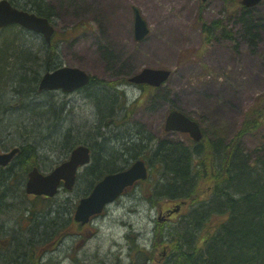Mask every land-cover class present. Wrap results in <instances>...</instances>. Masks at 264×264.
<instances>
[{
    "label": "rangeland",
    "instance_id": "374dc122",
    "mask_svg": "<svg viewBox=\"0 0 264 264\" xmlns=\"http://www.w3.org/2000/svg\"><path fill=\"white\" fill-rule=\"evenodd\" d=\"M46 1L58 14L54 26L59 62L85 70L97 80L104 81L106 84L101 83L97 90L107 91L110 84L119 86L124 82L122 79L127 80L146 68L171 72L163 87L152 91L149 102V92L141 99L143 93L138 86H120L125 91L124 100L130 108L127 114L115 113L116 119L122 118L121 122L117 120L119 127L112 123L108 127L99 124V113L92 103V95L97 90L78 91L70 95L54 93L53 99L66 102L67 110L72 113L67 126L78 124L83 134L91 137L88 143L78 139L75 145L84 143L96 157L101 154L102 148H107V151L115 148L117 138L131 136L130 130L127 136L122 132L132 128H124L127 124L140 126L142 132L150 133L155 139H188L180 133L164 131L166 118L173 110L196 120L207 135L217 132L232 138L239 131L246 111L258 96L264 94V27L257 34L254 31L258 36L252 43L240 18L242 0ZM133 6L140 8L151 29L150 36L141 43L134 40ZM252 11L257 24L264 26V1ZM203 22H219V32L225 26L228 31H233L235 40L218 39L219 35L212 36L207 43L202 30ZM26 36L33 42L36 40L34 36ZM139 99V103H135ZM13 103L16 107L22 106L17 101ZM100 125L102 134L97 138L91 133L97 134L96 129L99 130ZM31 127L26 131H32ZM14 129L9 133L0 132L1 151L18 145L17 141L23 142ZM263 135L264 129L253 136H245L241 144L252 151ZM76 137L78 135L74 134L73 139ZM105 138L108 140L103 142ZM40 154L44 173L67 159L59 152L43 151ZM90 182V177L83 175L72 191L62 189L43 205V210L55 212L53 216H57L59 225L54 228L41 226L42 229L48 227V232L53 230L49 233L55 240L47 246V250H43L42 263L72 264V260L78 259L83 264H98L99 260H128L125 236L130 233L132 237H138L142 247H151L154 242L159 210L146 201L144 191L148 184L130 189L84 227L75 223L73 213L76 204L89 192ZM10 196L12 200L9 204L12 205L0 213V257L1 253L12 248L5 250L12 243V237H19L28 231L20 213L33 198L26 200L16 193Z\"/></svg>",
    "mask_w": 264,
    "mask_h": 264
},
{
    "label": "trees",
    "instance_id": "16d2710c",
    "mask_svg": "<svg viewBox=\"0 0 264 264\" xmlns=\"http://www.w3.org/2000/svg\"><path fill=\"white\" fill-rule=\"evenodd\" d=\"M30 3H27V8ZM240 18L246 35L253 43L259 29L264 27L263 24H257L254 20L252 9L243 8ZM218 23L203 22L202 30L207 43L212 36L219 35L218 39L235 40L233 31H228L225 26L219 32ZM14 34L16 37L12 36ZM27 34L17 26L0 31V70L12 73L14 83L11 85L17 87L13 91L22 97L24 95L23 98L31 95L32 98L26 103H30L28 106L31 110H38L30 115L26 114V117L21 118L23 120H18L20 123L12 127L21 132L23 127L29 129L32 126L30 141H37L42 136L51 138V143L60 145L68 158L80 139H73L77 128L67 126L69 122L61 118H55L54 101L58 104L53 99L55 92L39 91L42 74L61 66L59 56L52 47V56L40 58L35 50H46L49 47L45 43L38 44L37 41L29 40ZM10 37H14L16 41H12ZM27 45L33 46L34 51L25 50ZM25 58L35 59L38 66L43 68V73L39 76L36 71L38 83L32 78L34 68L26 66ZM15 62L22 64L23 69L19 65L13 67ZM121 81L128 82L126 79ZM101 83L104 81L93 77L90 87L84 91H96ZM11 85L0 88V98L5 97L6 88ZM107 86L112 87L111 84ZM141 89V99L149 92L147 102L151 101L152 89ZM28 91L30 94L27 95ZM118 96L102 89L92 95V103L99 113L97 120L104 127L121 121V117L116 119V114L128 113L130 107L124 100V94ZM45 98L50 101V105L43 108L40 101ZM141 99L135 103H139ZM33 101H38L37 106ZM21 105L24 107L23 103ZM139 127L136 125L126 132L122 131L125 136L129 130L132 133L127 138H117L116 143L114 142L117 144V147L114 144L116 149L107 151V148H102L96 164L83 175H91V185H94L107 174L124 170L121 163H129L143 155L151 171V180L144 183L149 185L144 191L146 201L155 208L180 204L181 211L167 221L158 218L155 220L156 236L151 247H142L138 237H132L130 233L125 236L129 249L128 260H99L98 264H264V135L252 151L246 150L241 144L245 136H253L264 129V94L258 96L246 111L239 131L232 138L214 132L208 135L204 133L203 140L199 143L190 138L184 141L158 140L152 138L150 133L142 132ZM101 130L100 125L99 130L96 129L98 133L91 134L99 138ZM28 144L15 145L20 148V152L8 167L0 168V213H4L12 205L9 204L12 200L11 193L21 194L26 200L32 199L26 196L24 190L28 173L35 167L42 169V165L40 153L33 148L34 143ZM143 146L146 150L141 149ZM31 201L20 213L21 221L26 224L28 231L19 237H12V243L5 250L12 248L2 253L0 264H45L41 260L43 250H47V246L55 242L51 237L53 230L49 233L48 227L54 228L59 222L57 216H53L54 211L43 210L47 201L45 198L37 197ZM185 210L187 211L184 212ZM41 226L48 227L42 229ZM72 261V264L84 263L78 259Z\"/></svg>",
    "mask_w": 264,
    "mask_h": 264
},
{
    "label": "water",
    "instance_id": "95a60500",
    "mask_svg": "<svg viewBox=\"0 0 264 264\" xmlns=\"http://www.w3.org/2000/svg\"><path fill=\"white\" fill-rule=\"evenodd\" d=\"M207 1V0H202ZM263 0H242L245 8H254ZM10 25L21 27L41 33L47 41L51 39L54 29L46 19L30 14L27 11H19L7 1H0V30ZM135 40L143 41L149 34L150 29L147 21L143 18L141 11L134 8ZM171 72L164 69L146 68L138 75L130 79L131 83L137 85L147 84L153 87H160L169 78ZM90 75L73 67H61L52 72L46 73L39 85V91L61 90L64 93H73L90 84ZM165 130L188 133L195 141L202 139V132L197 122L179 111H172L166 120ZM20 149L15 148L8 152L0 151V166H8ZM90 150L85 146L74 149L69 160L56 167L49 174L41 173L34 168L28 174L26 193L28 195L54 197L59 186L64 182L67 189H72L76 183L78 168L90 162ZM148 178V169L141 160L137 161L128 170L117 172L106 176L93 190L91 195L81 200L75 214V220L86 224L92 216L100 214L104 207L116 200L126 188L133 186L138 180Z\"/></svg>",
    "mask_w": 264,
    "mask_h": 264
},
{
    "label": "bare ground",
    "instance_id": "6f19581e",
    "mask_svg": "<svg viewBox=\"0 0 264 264\" xmlns=\"http://www.w3.org/2000/svg\"><path fill=\"white\" fill-rule=\"evenodd\" d=\"M4 1H7L11 6H13V8H15V9H17L19 11H24L28 7L27 1H29V0H4ZM30 2L31 3H30V6H29V10L39 13L43 19H46L50 25L54 26V19L58 15V14H56L55 8L51 7L50 5H48L46 0H30ZM10 27H11V25H10ZM12 36L16 37L15 34L12 35ZM10 39L12 41H16V40H14L15 39L14 37H10ZM34 49L35 48L33 46H29V45L25 46V50L34 51ZM45 49L46 50H43V49L35 50V52L38 53L40 58L41 57H45L47 55L52 56L51 54H53V51L56 48H54L53 51H50L51 48H45ZM56 52H57V54L59 56L58 50H56ZM25 60H26L25 63H26L27 67L34 68V70H33L34 72L32 74V78L34 79V81L36 83H38L39 82L38 76H39L40 73H43L42 67L40 68V66H38L37 62L33 58H25ZM18 65L21 66L20 69H23L22 64L20 65L19 62L18 63L15 62L13 67H17ZM65 67H70V66H65ZM58 68H55V69H52V70H56ZM36 71L38 72V76H37V72ZM7 74L10 75V76H7ZM43 77H44V74H42L39 84L41 83V80H42ZM12 83H14V78H13L12 73H9L7 71L4 72V71L0 70V88H4V87H6L8 85H11ZM90 84H91V81H90ZM119 84H121V85H119V86L118 85H114V86L110 87V89H108L107 91L116 94V96H118V95L122 96L125 93V91L121 90L120 86L125 85V83L121 82ZM15 88H17L16 85H11L10 87L6 88V91L4 92L5 97L0 98V132H4V133L5 132L6 133L11 132V129L13 128L12 126L14 124L16 125V124L20 123V121H18L19 119L23 120L21 118L26 117L25 116L26 114L30 115L31 112L38 111V110H31V108L28 106V105H30V103H26L32 98L31 95H28V94H30V92L28 91V93H26L28 96H26V98H23L24 95L22 97L21 94H17V92L13 91V89H15ZM40 92H42V91H40ZM100 92H102V91H100ZM65 95H70V94H65ZM47 98L52 99L51 97H47ZM47 98H45L42 101H40V104H42L43 108H46V107H48L50 105V101ZM15 101H17L19 103L20 102L23 103L24 107H22V106L21 107H16L14 105V103H13ZM37 102L38 101L34 102L33 104H35L37 106ZM54 102H55V109H56L55 118H58V119L61 118V119L65 120V121H67V122H70L71 118H72L71 117L72 113L69 111L70 109L67 110V107H68L67 104H63V103H61L59 101H57L58 104H56V101H54ZM33 104H32V106H34ZM36 106H34V107H36ZM66 111H68V112H66ZM113 125L118 127L119 124L118 123H113ZM72 126H74V125L72 124ZM74 127L77 128V135L80 138V140H82V141L85 140L84 143H88L87 141L91 137L89 135L83 134V130L80 127V125L77 124ZM29 133L30 132H27L26 128L24 129V127H23V131L19 132L20 138L23 140V142L17 141L18 145L27 146V145H29L28 143H30L31 145H32V143H34L33 145H35V146H33V148H35L38 153H41L43 151H47V152L48 151H50V152L53 151V152H59V153L63 154V156L66 157L64 149H62V147L60 145L56 146L55 144H52L51 143L52 142L51 138L42 136V137H39L37 139V141L33 142V141H30V140H32V138H30ZM107 140H108V138H105L103 142H106ZM14 142H16V141H14ZM50 143H51V145H50ZM148 144H145V145L148 146ZM42 147H45V148H42ZM46 147H48V148H46ZM15 148H19V147L12 146V148H9L8 150H13ZM141 149H145L146 150L145 146H143ZM142 152H145V151H142ZM40 156H41V154H40ZM44 156H46V155H44ZM99 157L100 156L96 157V155L94 153H92V164H91V167L96 164V162L99 159ZM142 159H143V155H142ZM90 178H92L91 175H90Z\"/></svg>",
    "mask_w": 264,
    "mask_h": 264
},
{
    "label": "flooded vegetation",
    "instance_id": "af4514ba",
    "mask_svg": "<svg viewBox=\"0 0 264 264\" xmlns=\"http://www.w3.org/2000/svg\"><path fill=\"white\" fill-rule=\"evenodd\" d=\"M132 8H133V7H132ZM39 38H41V39H42L43 37H42V36H39ZM49 44H50V43H49ZM50 45H51V44H50Z\"/></svg>",
    "mask_w": 264,
    "mask_h": 264
}]
</instances>
